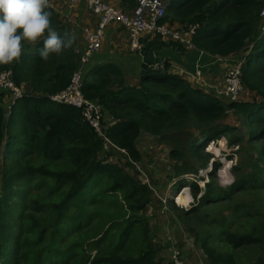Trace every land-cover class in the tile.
<instances>
[{"label":"trees","instance_id":"16d2710c","mask_svg":"<svg viewBox=\"0 0 264 264\" xmlns=\"http://www.w3.org/2000/svg\"><path fill=\"white\" fill-rule=\"evenodd\" d=\"M263 5L264 0H168L166 20L172 24L176 21L198 24L193 42L211 54L234 56L245 49L249 42H255L254 52L247 57L242 67V83L254 92V96L240 101L226 100L225 104L219 96L192 86L188 80L168 70L145 68L135 85L129 86L115 80L116 87L112 86L114 82L111 74L118 70L107 68L101 70L100 74L99 69L87 72L83 79L86 97L100 102L108 116L115 118V123L108 129L111 139L127 149L135 160L145 157L138 147L141 138L159 143L170 140L169 155L175 159V163L170 164L166 174L171 177L174 174L198 172L199 168L191 165L188 157H195L200 161L201 168H207L211 155L208 148L212 140L225 134L232 133L230 142L233 144L243 141L246 134L253 141L263 140L264 35L260 36L259 32ZM50 10L52 25L61 37H65V34L75 37L71 26L56 19L52 6ZM75 42L76 37L73 45L62 55L52 54L47 60L38 54L42 44L33 46L25 42L24 55L19 63L0 65V70L13 69L14 80L28 94L19 98L6 116L5 92L0 90V264H20L19 256L22 255L19 251L28 237L24 233V223L32 227L41 222L33 216L34 209L49 203L47 207L53 209L55 206L57 215H64L67 202L77 198L88 182L101 174L113 180L109 190L122 194L131 213L130 218L134 219H128L117 243L116 253L97 256L90 264H163L161 253L164 247L168 248L172 244V240L161 239L162 245L157 243L154 230L148 223L140 221L142 212L148 206L149 212H152L149 185H145L134 172L131 173L132 164L125 163L122 166L118 161L106 160L102 154V140L83 121L79 108L52 101L49 97L69 84L78 66L79 54L75 51ZM228 104L236 116L237 121L233 124L219 119L228 116L225 112ZM120 105L128 106L129 109L118 108ZM18 124L22 126L20 135H16L15 131ZM168 127L171 132L163 135ZM33 151L44 153L53 161L67 158L71 163L72 160V167L58 170L53 169L48 162L35 165L30 160ZM218 167L219 164L215 162L211 175ZM238 167L234 171L236 175L239 173H236ZM237 182L240 183L234 185L235 190L249 184L245 179ZM253 182L254 186L264 185V179L260 177H255ZM181 183L179 181L178 185ZM193 187L197 193L198 185L193 184ZM211 189V184H208L199 204L184 211V216L192 215L203 204H217L226 197V193L220 191L222 198L214 200ZM54 191L63 197L60 201L52 200L50 203L48 196L51 197ZM121 200L115 198L119 205ZM20 201L23 208L16 211ZM260 224L252 232L228 233L226 239L230 247L264 245V223ZM33 230L44 234L48 228L44 225L31 231L26 228L28 232ZM190 230L197 235V246L210 264H240L233 253L216 251L209 244L208 237H203L195 227L190 226ZM58 232L57 229L52 231L51 238ZM166 237L163 236L164 239ZM173 239L179 242L176 236ZM139 243L144 244L139 257L123 256L124 253L132 252ZM185 244L193 247L188 238H185ZM181 246L189 258V253ZM245 264H264V255Z\"/></svg>","mask_w":264,"mask_h":264},{"label":"rangeland","instance_id":"374dc122","mask_svg":"<svg viewBox=\"0 0 264 264\" xmlns=\"http://www.w3.org/2000/svg\"><path fill=\"white\" fill-rule=\"evenodd\" d=\"M232 57V54L224 56V58L229 60H232ZM230 66L231 64L227 70ZM205 68L208 69L210 75L214 74L213 69ZM7 69L13 71L11 67ZM227 70L221 75V79L227 73ZM86 73L87 69L85 67L83 79ZM195 80L197 78H194ZM127 85L132 86V84ZM244 90L249 91L247 87ZM248 94V98L254 96V92L252 91H249ZM242 96L245 99L247 94L243 93ZM230 98L225 94L220 97L221 101L225 104L227 103L226 100L231 101ZM117 107L129 109L128 106L120 105ZM104 109L106 110V108ZM232 111L233 109L228 104L225 110L228 116H222L219 119L230 124L235 123L237 120ZM21 130L22 126L18 124L15 128L16 135H20ZM167 130L163 135L171 132L169 127ZM232 137V133L225 134L221 138L222 141H219L215 146V149L212 148L213 146L211 147L210 151L212 153L209 157V170H211L213 163L219 164L215 173L210 175V179H212L209 183L212 188L211 192L224 191L226 197L217 204L210 205L209 202L203 204L198 210L193 211V214L190 216H184V211L190 210L193 206L198 205L199 202L195 198V204L188 207V203L191 200L189 190L183 193L179 199L176 198L178 203L188 208H181L172 200V196L176 194L182 185L179 186L177 183L181 177H175L177 175L174 174L172 178L171 176L168 178L166 174V169H168L171 163L167 156V149L171 147L170 140H162L159 143L158 141L150 142L141 138L140 143H138L139 149L145 156L144 167L149 169L152 182L158 185L154 186V188L159 190L167 200L170 199V203L167 201L166 209H163L164 212H169L162 213L160 211L162 201L155 196L154 191H151V207L153 208L151 211L153 214H150L152 212H149L148 206L142 212L140 221L150 225V228L155 232V241L159 244L163 243L161 239L164 240L163 236L167 235V233L171 234L173 238L176 236L178 241L186 247L189 253V262L192 264L210 263L197 246V235L194 231L190 230V226L195 227L203 237L207 236L209 244L216 251L233 253L240 264L254 262L259 256L264 255L263 244H251L240 248H233L230 247L226 239L228 233L252 232L255 228L261 226L260 223H264V185L254 186L253 182L255 177L264 179V139L253 141L246 134L243 141L233 144L230 142ZM151 147L153 150H150ZM151 153H153L152 156ZM187 159L191 165L206 172L205 168H201V163L198 159L195 157H188ZM30 160L35 165L48 162L53 169L58 170L72 167V160L71 163L67 158L53 161L52 158L45 156L44 153L41 154L39 151H33ZM173 160L175 162V159ZM124 162V159H122L118 161V164L124 166ZM237 166H239L236 170V173L239 172L237 173L238 176L234 174ZM130 171L131 173L134 172L133 168ZM243 179L248 180L249 184L243 189L235 190L234 185L240 183L237 181ZM112 185L113 180L106 174L94 176L88 182L86 189L77 198L67 202L68 206L64 215H57L55 206L53 209L47 207L49 203L45 207L34 209L32 211L33 216L41 222H37L32 227L27 225L26 222L24 223V233L28 237L19 251L22 255L19 256L20 264H90L97 256L114 255L120 235H122L128 219L132 220L134 217L130 218L131 213L124 201V197H121L122 194L109 190ZM64 188L66 189L67 186H64ZM46 193L48 194V192ZM48 197L51 203L52 200L60 201L63 196L54 191L53 195ZM116 197L122 199L121 205L115 201ZM22 208L23 203L20 201V205L16 211ZM30 210L32 209L30 208ZM137 213L139 215V212ZM41 225L48 228L44 234H40L37 230H33L32 232L26 231V228L31 231L32 228L40 227ZM56 229L59 231L58 234L54 238H51V232ZM141 233L142 230L140 236L142 235ZM185 238L189 239L193 247L185 245ZM142 245L144 244L139 243L138 247H134L132 252L128 254L124 253L123 256L139 257ZM162 258L163 264H167L168 257L165 255Z\"/></svg>","mask_w":264,"mask_h":264},{"label":"built area","instance_id":"2783aa9c","mask_svg":"<svg viewBox=\"0 0 264 264\" xmlns=\"http://www.w3.org/2000/svg\"><path fill=\"white\" fill-rule=\"evenodd\" d=\"M69 2L71 5L85 4L97 17V24L95 28L86 30L85 46L83 49H77V52L80 53L79 63L71 75L69 84L65 88L49 95V97L53 101L79 108L83 121L87 122L102 140V154L104 157L110 162L124 159V164H132L137 176L144 183L152 187L156 196L161 199L160 211L162 213H168L169 211L164 212L163 209H166V204L169 200L159 190L154 188L149 171L144 167L145 162L135 160L127 149L120 147L108 135V129L115 123V118L108 116L100 102L86 97L83 92V71L91 55L101 47L107 26L111 22L120 23L125 27L130 36V46L133 51H139L142 48L140 36L144 33L152 32H158L162 36L184 42L187 48H195L196 45L193 42V35L196 32L198 24L182 23L179 27L174 26L175 22L170 24L166 20L168 0H135L136 4L131 11H125L123 8L105 0H69ZM260 15V28L264 31V5L261 8ZM219 60H222V58H219ZM241 65L242 61L231 65L222 78V82L219 84L215 83L208 73L203 72L199 67L200 65L193 71V76L194 78L202 79L200 82L201 85L208 89L213 88L215 95L221 97L225 94L231 97L230 100L237 101L240 100L241 94L244 92ZM164 67V63L154 66L156 69H163ZM0 88L10 94L8 103L9 111H11L17 99L26 94L23 87L15 82L11 69L0 71ZM216 143H219V141H216ZM216 143L213 144V147L217 145ZM204 174H207V178L209 179L208 171H201V175ZM184 178L188 181H196L197 175L186 174ZM166 236L168 239L172 238L168 233ZM167 264L192 263L189 262L188 256L178 245H173Z\"/></svg>","mask_w":264,"mask_h":264},{"label":"crops","instance_id":"0c3cea01","mask_svg":"<svg viewBox=\"0 0 264 264\" xmlns=\"http://www.w3.org/2000/svg\"><path fill=\"white\" fill-rule=\"evenodd\" d=\"M105 1L121 7L125 11H131L133 5L136 4L135 0ZM50 4L55 11L56 19L71 26L76 37L77 48L75 51L77 52L79 48L83 49L86 42L85 32L87 29L95 28L97 17L85 4L71 5L69 0H50ZM180 24L182 23L176 21L174 26L179 27ZM140 42L142 48L139 51H133L130 46V36L125 27L120 23L111 22L107 26L101 47L91 55L85 65L87 72L99 69L98 74H100L103 69L114 68L118 72L111 74V79L114 82L112 86L116 87L115 80L135 85L147 65L155 66L164 63L165 69L169 72L184 77L193 86L201 87L202 79L194 81L193 71L196 66L200 65L205 73H208V69L205 67L213 69L214 74H208L217 84L222 82L223 79L220 77L229 66V62L217 60L213 54L211 55L207 51L201 52L198 47L187 48L186 43L162 36L158 32L142 34ZM177 244L183 245L180 242ZM184 249L188 253L186 247ZM161 255L169 257L167 247H164Z\"/></svg>","mask_w":264,"mask_h":264},{"label":"clouds","instance_id":"9594fccd","mask_svg":"<svg viewBox=\"0 0 264 264\" xmlns=\"http://www.w3.org/2000/svg\"><path fill=\"white\" fill-rule=\"evenodd\" d=\"M50 9H51L50 0H0V65H9V64H13V63H19L22 60V57L24 55L25 42H27L28 44H31L33 46H36L38 44H42L43 46L38 49V54L44 60H47L50 57V55H52V54H55L57 56L62 55L66 49L70 48L73 45L74 40H75L74 36H69V35L65 34V37H61V35L53 27L52 20H51L52 12ZM260 13H261V11H260ZM260 24H261V15H260V20H259V32H260V36H262V35H264V31L261 30ZM254 45H255L254 41L249 42L248 46L245 49L238 52L239 53L238 55H234L232 57V60L224 58V56H220V55H214L213 54V56H215V59H217V60H219V58H222V60L229 62V65L230 64L233 65L237 62L242 61V65H241V68H242L243 63L246 61L247 57L254 52ZM195 48H197V46ZM199 49L201 52L205 51L202 48H199ZM78 54L80 57V53H78ZM146 68H150L152 70H161V71L166 70L165 69L166 66L163 69H156V68H154V65H149V66L147 65ZM196 68H197V66H196ZM13 77H14V71H13ZM242 77H243V68H242ZM182 78H184V77H182ZM19 85H21V84H19ZM245 87L246 86L244 85V88ZM200 88L203 89L207 93L214 94L213 88L208 89L203 85H201ZM0 90H2V89L0 88ZM4 92H5V97L3 99H4V101H6V104H5L6 116H8L11 112L8 109L10 94L7 91H4ZM243 93L247 94V97L245 98V100L248 99L249 94L247 93V90H244ZM243 93L241 94L240 100L243 99V96H242ZM26 95H28V94L26 93L24 96H26ZM240 100H237V101H240ZM11 110H12V108H11ZM221 138L215 139L214 141L212 140V142L208 148V152L212 153L210 151L211 147L213 146L214 143H216V141H222ZM216 144H218V143H216ZM170 148L167 149L168 150L167 156L171 162L170 164H172L175 162L169 155ZM212 148L215 149L216 147H212ZM213 149H212V151H213ZM141 161L145 162V157ZM209 167H210V165L208 164V167L205 168V170L208 171V173H209L208 174L209 179L207 178V174L201 175V169H199L198 172L182 173L180 175L175 176V177H181L178 180V182L182 181V183H181L182 186L180 185L181 187L178 189L176 194L174 196H172V200H174V202L177 206H179L181 208L191 207L196 202L195 198L199 202L200 199L205 195L207 185L212 180V179H210V175H211V172L213 170L214 163L211 166V170H209ZM168 169H169V167H168ZM133 170H134L133 174H136L135 169H133ZM147 170L149 171L148 168H147ZM167 171H169V170H167ZM186 174H196L197 180L196 181H188L186 178H184V175H186ZM169 177L170 176H168V178ZM150 178H151V176H150ZM151 181H152V179H151ZM144 184L146 185V183H144ZM193 184H197L199 187V190L197 191V193L193 187ZM153 185L158 186L156 183H153ZM184 187H187L189 189V192L191 193V198H190L191 200L188 203V205H189L188 207L183 205V204L178 203L175 200L176 197L181 193V191L183 190ZM148 188L152 192L154 191L152 189V187L149 186ZM192 190H193V192H192ZM154 194H155V192H154ZM219 194H220V191H217L214 193V200L222 198ZM155 196H156V194H155ZM157 198L159 200H161L159 197H157ZM169 203H170V199H169ZM152 209L153 208L151 207V210ZM164 240H172V244L168 247L169 257H170L172 246L178 245V244L176 243V241L173 238H171V239L165 238ZM178 246L183 250L181 245H178ZM169 257L167 258V262H168Z\"/></svg>","mask_w":264,"mask_h":264},{"label":"bare ground","instance_id":"6f19581e","mask_svg":"<svg viewBox=\"0 0 264 264\" xmlns=\"http://www.w3.org/2000/svg\"><path fill=\"white\" fill-rule=\"evenodd\" d=\"M187 192L186 188H183V190L181 191V193L176 197L177 199H179V197L183 194Z\"/></svg>","mask_w":264,"mask_h":264}]
</instances>
